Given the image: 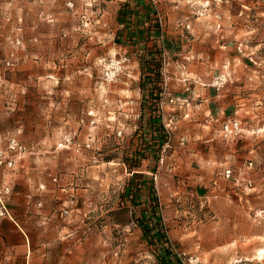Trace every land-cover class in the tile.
Instances as JSON below:
<instances>
[{"label":"rangeland","instance_id":"1","mask_svg":"<svg viewBox=\"0 0 264 264\" xmlns=\"http://www.w3.org/2000/svg\"><path fill=\"white\" fill-rule=\"evenodd\" d=\"M11 139L69 264H264V0H0Z\"/></svg>","mask_w":264,"mask_h":264},{"label":"crops","instance_id":"2","mask_svg":"<svg viewBox=\"0 0 264 264\" xmlns=\"http://www.w3.org/2000/svg\"><path fill=\"white\" fill-rule=\"evenodd\" d=\"M173 144L176 148L177 144L175 142ZM188 147L190 149V145ZM188 152L192 153L191 150ZM28 167L25 163L27 169H22L19 173L6 174L0 170V191L9 186L13 188L9 201L6 205L3 204L7 214L0 218V243H2L0 249L5 252L4 256H0V264H62V259L65 258L68 259L66 264H69L72 261L71 257L66 254L62 257L56 254L55 235L47 236L40 227L43 219L38 215L40 171L38 167L32 166L31 169ZM46 194L48 197L45 200V208L48 213H52L55 192L48 187ZM84 240L85 237L81 233L69 235L66 239L67 249L73 247V241L81 247ZM74 264H84V262L79 260L74 261Z\"/></svg>","mask_w":264,"mask_h":264},{"label":"built area","instance_id":"3","mask_svg":"<svg viewBox=\"0 0 264 264\" xmlns=\"http://www.w3.org/2000/svg\"><path fill=\"white\" fill-rule=\"evenodd\" d=\"M240 130V125L235 123H228L224 126V132L226 134H233L236 131ZM24 148L18 143L16 139H11L8 144V151H0V166H4L5 168H12L16 164V159L20 157L21 152ZM231 171H227L229 176ZM7 214L6 208L3 207L0 215L3 216Z\"/></svg>","mask_w":264,"mask_h":264}]
</instances>
